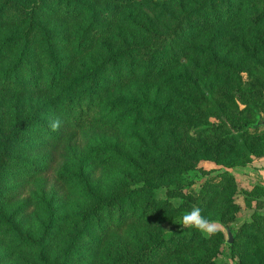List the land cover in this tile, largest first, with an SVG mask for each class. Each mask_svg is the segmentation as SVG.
Wrapping results in <instances>:
<instances>
[{"label": "trees", "instance_id": "obj_1", "mask_svg": "<svg viewBox=\"0 0 264 264\" xmlns=\"http://www.w3.org/2000/svg\"><path fill=\"white\" fill-rule=\"evenodd\" d=\"M263 155L264 0H0V264H264V213L180 226Z\"/></svg>", "mask_w": 264, "mask_h": 264}, {"label": "rangeland", "instance_id": "obj_2", "mask_svg": "<svg viewBox=\"0 0 264 264\" xmlns=\"http://www.w3.org/2000/svg\"><path fill=\"white\" fill-rule=\"evenodd\" d=\"M244 77H246V74H244ZM200 165L210 172L205 175L198 171L196 174L190 177V179H193L194 182L192 185V190L194 191L199 190L203 182L207 179L211 181L220 180L224 171H229L232 173L237 181L239 187L238 189L240 191L237 198V203L240 205L241 211L237 213L235 220L228 221L225 224L218 221L223 226L222 230L226 234L227 244H230V237L232 238L233 242L239 227L244 222L252 220L254 212L264 213V208L257 210L248 206L245 201V197H252L254 195V188L259 187L261 190L260 198L264 202V155L261 157H254L253 161L246 164L245 166H235L228 168L224 165H218L215 162L209 160H202ZM256 190L257 189H255V191ZM254 197L259 196L255 195ZM212 220L217 221L215 219ZM220 258L223 260L233 261L228 251Z\"/></svg>", "mask_w": 264, "mask_h": 264}, {"label": "clouds", "instance_id": "obj_3", "mask_svg": "<svg viewBox=\"0 0 264 264\" xmlns=\"http://www.w3.org/2000/svg\"><path fill=\"white\" fill-rule=\"evenodd\" d=\"M50 128L56 131L61 126V121L57 118L50 121ZM181 229L194 228L203 234L206 238H210L217 232L222 230V225L218 221L210 220L202 215L199 207L193 206L190 211L185 212L180 222Z\"/></svg>", "mask_w": 264, "mask_h": 264}, {"label": "water", "instance_id": "obj_4", "mask_svg": "<svg viewBox=\"0 0 264 264\" xmlns=\"http://www.w3.org/2000/svg\"><path fill=\"white\" fill-rule=\"evenodd\" d=\"M229 241L232 242V238L231 237H230Z\"/></svg>", "mask_w": 264, "mask_h": 264}]
</instances>
